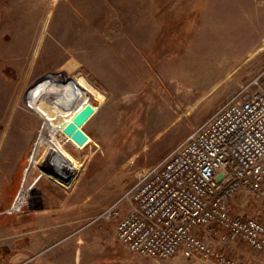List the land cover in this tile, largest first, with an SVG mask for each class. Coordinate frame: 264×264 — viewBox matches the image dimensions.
I'll return each instance as SVG.
<instances>
[{
	"label": "rangeland",
	"instance_id": "1",
	"mask_svg": "<svg viewBox=\"0 0 264 264\" xmlns=\"http://www.w3.org/2000/svg\"><path fill=\"white\" fill-rule=\"evenodd\" d=\"M87 2L101 10L66 20L72 31L91 15L89 36L0 37V220L49 202L53 193L69 196L81 213L78 226H86L241 84L257 76L264 86V0H172L170 34L160 42L124 41L126 20L114 0ZM86 102L94 112L81 126L87 139L77 144L62 128ZM256 209L264 222V205L251 195L238 191L229 204L240 216ZM196 231L216 239L220 230ZM247 247L232 240L225 252L253 264ZM137 260L217 264L179 254Z\"/></svg>",
	"mask_w": 264,
	"mask_h": 264
},
{
	"label": "built area",
	"instance_id": "2",
	"mask_svg": "<svg viewBox=\"0 0 264 264\" xmlns=\"http://www.w3.org/2000/svg\"><path fill=\"white\" fill-rule=\"evenodd\" d=\"M242 191L264 205V86L247 80L160 161L140 170L133 184L88 222L115 220V235L130 253L213 259L241 264L225 247L234 239L264 258L260 210H229ZM84 226V225H83ZM216 226V239L196 229Z\"/></svg>",
	"mask_w": 264,
	"mask_h": 264
},
{
	"label": "crops",
	"instance_id": "3",
	"mask_svg": "<svg viewBox=\"0 0 264 264\" xmlns=\"http://www.w3.org/2000/svg\"><path fill=\"white\" fill-rule=\"evenodd\" d=\"M113 3L114 9L120 12L118 16L127 21L122 31L124 41L160 42L159 37L170 34L172 0H114ZM91 10L100 11L101 7H92L87 0H0V37L61 36L71 32L74 40H78L91 34V15L81 16L83 23L75 25L73 32L66 19L74 16L72 12ZM141 19L147 22L140 24ZM65 20L67 23L63 25ZM64 85L55 88L60 91ZM59 108L57 105L46 115L47 123ZM48 195L49 202H41L37 207L5 212L8 217L0 220V264H138L137 254L128 252L117 240L114 219L78 226L81 213H76L69 196ZM56 198L61 200L53 202ZM247 248L255 258V252ZM258 263L264 264V258Z\"/></svg>",
	"mask_w": 264,
	"mask_h": 264
},
{
	"label": "water",
	"instance_id": "4",
	"mask_svg": "<svg viewBox=\"0 0 264 264\" xmlns=\"http://www.w3.org/2000/svg\"><path fill=\"white\" fill-rule=\"evenodd\" d=\"M94 112V108L90 102L85 103L67 122L63 131L70 135L71 138L78 144L83 143L87 139V134L82 130L81 126L87 121V119Z\"/></svg>",
	"mask_w": 264,
	"mask_h": 264
},
{
	"label": "bare ground",
	"instance_id": "5",
	"mask_svg": "<svg viewBox=\"0 0 264 264\" xmlns=\"http://www.w3.org/2000/svg\"><path fill=\"white\" fill-rule=\"evenodd\" d=\"M86 103H87V102H86ZM81 108H82V107H81ZM78 110H79V109H78ZM78 110H77V111H78ZM77 111H76V112H77ZM76 112H75V113H76ZM75 113H74V114H75ZM74 114L72 115V117L74 116ZM72 117H71V119H72ZM71 119H70V120H71ZM67 120H68V122L70 121L69 119H67ZM67 120H65L64 123H65V122L67 123ZM63 127H64V126H63ZM62 131H63V128H62ZM63 132H64V131H63ZM64 133H65V132H64ZM65 134H66V133H65ZM67 135H68V134H67ZM77 144H78V143H77ZM81 144H82V143H81ZM28 154H29V153H28ZM22 172H23V171H22ZM21 178H22V177H21ZM9 208H10V207H9Z\"/></svg>",
	"mask_w": 264,
	"mask_h": 264
}]
</instances>
